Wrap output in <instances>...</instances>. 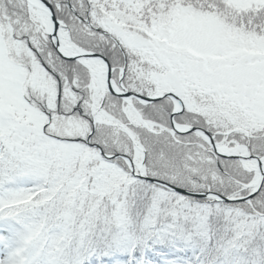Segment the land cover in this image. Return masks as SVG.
<instances>
[{
    "label": "snow or ice",
    "instance_id": "obj_1",
    "mask_svg": "<svg viewBox=\"0 0 264 264\" xmlns=\"http://www.w3.org/2000/svg\"><path fill=\"white\" fill-rule=\"evenodd\" d=\"M0 264H264V0H0Z\"/></svg>",
    "mask_w": 264,
    "mask_h": 264
}]
</instances>
